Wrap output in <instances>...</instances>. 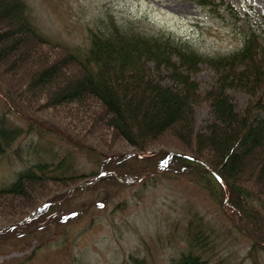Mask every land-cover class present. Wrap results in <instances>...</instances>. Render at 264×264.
<instances>
[{"label":"trees","instance_id":"trees-1","mask_svg":"<svg viewBox=\"0 0 264 264\" xmlns=\"http://www.w3.org/2000/svg\"><path fill=\"white\" fill-rule=\"evenodd\" d=\"M190 1L207 15L233 28V33L240 37L234 51L207 56L195 50L187 40L151 32L139 21L120 22L109 14L91 22L83 44L69 47L53 43L40 33L25 0H0V67L31 64L33 56L40 55L35 49L41 45L63 53V58L57 57L59 61L44 59L30 71L23 86L25 100L43 96L51 107H80L90 98L94 99L104 111L101 127L115 130L135 149V154L127 158L99 157L96 172L57 175L49 173V164L41 162L18 172L7 187L0 188V201L5 206H9L13 198H19L20 205L34 199L38 195L35 189L46 182L66 187L59 199L52 197L28 204L17 221L39 209L21 227L0 231V241L13 239L12 242L19 243L24 240L22 245H6L9 252L16 248L21 253L30 250L5 264H23L30 260L46 244L47 239L43 237L48 235V227L65 237L63 244L66 245L67 228L72 221L65 218V212L97 176L109 173L127 182L139 180L142 186L155 184L159 177L186 178L204 190L221 210L228 190V210L242 212L249 232L245 231L237 214L227 216L229 227L250 240L251 247L244 258L257 264V252L264 251V22L248 5L241 14L225 0ZM241 21L246 29L239 26ZM201 63L213 70L215 78L205 91L199 89L194 79ZM69 68L74 72L66 71ZM11 91L6 107L11 104L16 111L21 110L15 105ZM234 91L245 95L243 105L234 100ZM204 103L212 119L196 130L195 108ZM3 118L2 114L0 157L23 132L20 128L5 126ZM27 123L29 130L31 123ZM167 133L185 144L186 152H181L183 157L168 159L167 165L161 167L169 157L168 152L147 155L151 149L158 150L153 144ZM106 180L113 181L114 177L107 176ZM93 221L89 219L90 224ZM206 226L211 225L201 217L190 221L185 230L186 248L169 264H209L207 255L215 240H211L212 234H208L207 229L204 232ZM41 233L43 235L35 236ZM33 240L35 245L31 244ZM128 260L130 264H146L144 259L132 256ZM71 262L82 264L74 257Z\"/></svg>","mask_w":264,"mask_h":264},{"label":"rangeland","instance_id":"rangeland-1","mask_svg":"<svg viewBox=\"0 0 264 264\" xmlns=\"http://www.w3.org/2000/svg\"><path fill=\"white\" fill-rule=\"evenodd\" d=\"M225 1L239 10L251 4L254 12L262 14L264 21V0ZM25 2L40 33L53 43L69 47L77 48L83 44L86 29L91 22L107 14L120 22L125 19L139 21L141 26L144 25L151 32L171 34L187 40L195 50L207 56L228 54L240 43V37L233 33L231 26L222 25L190 0ZM238 24L241 28H247L243 21ZM35 50L40 55L35 54L31 64L0 67V116L3 114L5 126L23 130L11 148L0 157V188L7 187L18 172L40 162L49 164V173L71 175L98 171L99 157L115 159L133 156L135 149L124 137L113 129L101 127L104 111L94 99L90 98L80 107H51L43 96L32 101L25 100L23 86L30 71L41 65L44 59L57 62V57L63 58L61 51L47 45H41ZM66 71L73 73L74 69ZM194 79L199 89L205 91L215 78L213 70L201 63ZM8 86L12 87L10 89L14 92L15 105L21 109L18 111L22 114L11 104L6 107L11 91ZM232 96L239 105H243L246 100L245 95L237 91L232 92ZM211 119L210 109L205 103L201 104L195 108L194 129L201 128ZM27 122L31 123L29 130ZM153 146L158 150L151 149L147 155L149 157L166 151L169 159H172L183 157L185 155L181 152H186L185 144L176 140L171 133L160 138ZM103 176L106 178H101ZM107 176L114 177V180H106ZM117 177L114 173L101 174L86 187L83 195L75 198L72 206L65 212V218L72 221L66 245L61 244L65 237L57 234L53 227H48V235L43 237L47 239V245L23 264H72L73 257L82 264H130V256L144 259L146 264H169L171 258L185 249V230L195 217H201L211 225L210 228H203L204 232L207 229L208 234H212L211 240H215L211 253L207 255L209 264L219 261L223 264H252L251 260L244 258L251 247L250 240L234 232L229 227L231 223L227 218L237 214L244 223L245 231L249 232L241 211L232 209L230 212L226 206L221 210L204 190L186 178L159 177L155 184L142 186L137 180L120 182ZM225 186L224 184L223 187ZM65 187L46 182L35 189L38 195L34 199H27V203L20 205L18 202L21 200L13 198L9 206H5L0 201V229L21 227L26 222L25 219L31 218L35 212L17 221L23 216L28 204L52 197L59 199ZM227 193L228 199L225 202L228 206L230 197L229 192ZM90 218L94 220L92 226H88ZM40 235L43 233L35 236ZM12 241L14 240L1 239L0 264L21 258L28 252L24 250L21 253L17 248L9 252L6 245L17 246L24 243V240L19 243ZM35 243L33 240L31 244ZM257 253V264H264V251Z\"/></svg>","mask_w":264,"mask_h":264},{"label":"water","instance_id":"water-1","mask_svg":"<svg viewBox=\"0 0 264 264\" xmlns=\"http://www.w3.org/2000/svg\"><path fill=\"white\" fill-rule=\"evenodd\" d=\"M210 171H211V173L214 175V177L217 179V181L218 182H220V183H222V184H224L223 183V181H222V179L212 170V169H210V168H208ZM226 187V186H225ZM228 198V197H227ZM227 203L226 202H224V206L226 205Z\"/></svg>","mask_w":264,"mask_h":264}]
</instances>
